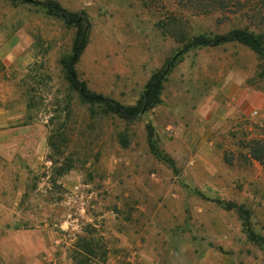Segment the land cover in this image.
<instances>
[{"label": "rangeland", "instance_id": "1", "mask_svg": "<svg viewBox=\"0 0 264 264\" xmlns=\"http://www.w3.org/2000/svg\"><path fill=\"white\" fill-rule=\"evenodd\" d=\"M54 1L90 22L76 72L133 106L182 36L264 34V0L226 19L174 0ZM162 27V29H159ZM75 30L0 0V264H264V61L238 44L180 58L132 122L82 103L60 65ZM152 130L150 142L147 133Z\"/></svg>", "mask_w": 264, "mask_h": 264}, {"label": "trees", "instance_id": "2", "mask_svg": "<svg viewBox=\"0 0 264 264\" xmlns=\"http://www.w3.org/2000/svg\"><path fill=\"white\" fill-rule=\"evenodd\" d=\"M21 4L35 6L43 9L47 15L60 19L67 28L75 30L71 50L68 56L60 61L65 79L71 89L78 94L82 103L97 106L105 114H110L121 121L132 122L142 114L154 109L161 103V95L168 77L179 63L180 58L188 51L198 48H216L225 44H238L251 50L264 61V34L250 31L248 28L234 29L224 35H200L197 37L182 36V47L167 60L161 69L151 75L144 86V91L133 106H126L101 95L90 92L86 84L78 79L76 65L84 53L89 39L90 22L86 15L71 13L54 1L39 2L35 0H16ZM178 7L188 10L197 16H209L215 13L223 15L226 19L237 16L248 8L252 0H174ZM162 29V27H159ZM149 130V129H148ZM152 130L147 133L148 141L152 139ZM258 146H250L249 153L253 160L262 163L263 155L257 150ZM227 211L237 213L243 221L247 236L258 245L264 253V240L256 236L248 227L249 213L242 207L234 204H224ZM73 264H83L78 257H73ZM86 264V263H85Z\"/></svg>", "mask_w": 264, "mask_h": 264}]
</instances>
